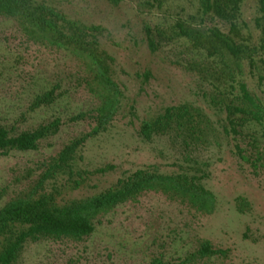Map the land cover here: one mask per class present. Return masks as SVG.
Returning <instances> with one entry per match:
<instances>
[{
  "label": "rangeland",
  "instance_id": "obj_1",
  "mask_svg": "<svg viewBox=\"0 0 264 264\" xmlns=\"http://www.w3.org/2000/svg\"><path fill=\"white\" fill-rule=\"evenodd\" d=\"M161 1L34 0L69 21L100 28L93 35L121 93L106 129L77 149L73 174L58 172L41 188L38 181L59 153L97 124L102 101L94 66L0 16V126L16 136L61 121L59 132L36 151L0 155V210L12 200L43 195L54 196L60 205L81 201L149 169L200 178L214 198L212 211L160 190L144 192L99 213L89 237L26 242L13 264H264V161H254L262 150L259 128L245 123L236 127L238 134H223V127L230 128L225 108L238 103L239 84L264 105L259 0H242L236 10L234 0H220L226 18L204 15L196 0ZM178 24L202 34L217 29L243 52L237 60L209 56L180 35ZM49 92L52 102L35 107L36 99ZM183 105L209 120L199 142L176 128L143 138V123ZM185 139L191 144L186 146ZM106 167L112 169L95 173ZM203 243L225 255L200 257Z\"/></svg>",
  "mask_w": 264,
  "mask_h": 264
},
{
  "label": "trees",
  "instance_id": "obj_2",
  "mask_svg": "<svg viewBox=\"0 0 264 264\" xmlns=\"http://www.w3.org/2000/svg\"><path fill=\"white\" fill-rule=\"evenodd\" d=\"M106 1L114 5L120 2ZM196 1L204 15L212 14L226 18V5L220 0ZM241 1L230 2L234 5V10ZM157 2L160 5L163 1ZM259 5L261 16L257 23L261 26L260 22L264 24V0H259ZM0 16L17 20L30 35L51 46L85 58L94 66L93 80L102 101L97 111V124L92 133L74 140L59 153L38 181L36 187L41 188L47 179L58 172L68 171L69 174H73L71 162L77 149L89 137L106 129L117 112L121 93L110 78L103 52L99 51L98 42L93 35L99 32V27H86L69 21L53 8L37 4L34 0H0ZM177 26L181 36L189 39L197 49H205L209 56H219L222 59L230 56L237 60L243 52L241 46L237 45L231 36L217 29H210L206 34H202L199 31H187L180 24ZM230 32L236 34L235 25H231ZM149 46L152 50L155 49L151 40ZM239 89L238 103L227 105L225 108L230 128L223 127V134L226 136L230 133L238 134L236 127L254 123L259 128L262 145V150L258 151L254 161H264V105L248 91L245 84H239ZM52 100L53 93H46L36 99L35 107L49 104ZM208 124L209 120L200 111L183 105L169 107L154 121L143 123L140 132L145 140H150L155 134L167 133L174 128L183 129L188 133L186 139L199 142L205 136ZM60 126L61 121L56 119L32 132H23L16 136L0 126V155H6L11 151H36L42 140L59 132ZM186 139L184 144L188 146L191 142ZM239 153L241 154V151ZM111 169L106 167L95 173L103 174ZM199 182L200 178L189 176L187 173L160 175L156 171L145 169L120 178L109 190L81 201L60 205L52 195L12 200L0 210V264H13L28 241L36 243L41 240H81L89 237L95 230L93 220L99 213L107 212L128 200H135L148 191L160 190L170 197L187 199L199 210L210 213L214 207V198ZM75 184L78 185V181ZM198 254L205 258L224 256L225 252L213 249L209 243H203Z\"/></svg>",
  "mask_w": 264,
  "mask_h": 264
}]
</instances>
